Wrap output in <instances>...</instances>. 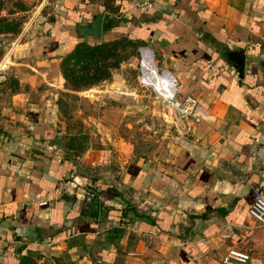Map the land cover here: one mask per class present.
I'll list each match as a JSON object with an SVG mask.
<instances>
[{
  "label": "crops",
  "instance_id": "1",
  "mask_svg": "<svg viewBox=\"0 0 264 264\" xmlns=\"http://www.w3.org/2000/svg\"><path fill=\"white\" fill-rule=\"evenodd\" d=\"M133 1L45 0L35 47L49 83L64 80L57 63L75 38L91 37L79 23L102 11L101 37L147 44L204 118L131 162L101 146L71 154L38 114L4 128L0 264H226L228 248L264 264V227L246 210L264 198V0Z\"/></svg>",
  "mask_w": 264,
  "mask_h": 264
},
{
  "label": "rangeland",
  "instance_id": "2",
  "mask_svg": "<svg viewBox=\"0 0 264 264\" xmlns=\"http://www.w3.org/2000/svg\"><path fill=\"white\" fill-rule=\"evenodd\" d=\"M49 6L45 0H0V135L4 128L23 126L38 114L49 118L59 145L71 148V154L89 145L130 162L162 154L166 143L175 142L191 120L168 117L153 91L138 84L141 40L119 33L91 36L93 44L115 40L94 55L100 58L95 64L102 77L92 83L64 78L54 85L49 83L52 66L35 47L37 38L47 34L40 15ZM47 17L53 20L51 14ZM61 61L57 64L62 73ZM95 64L87 63L89 72ZM31 260L27 264H53L48 257L40 263Z\"/></svg>",
  "mask_w": 264,
  "mask_h": 264
},
{
  "label": "built area",
  "instance_id": "3",
  "mask_svg": "<svg viewBox=\"0 0 264 264\" xmlns=\"http://www.w3.org/2000/svg\"><path fill=\"white\" fill-rule=\"evenodd\" d=\"M133 4L151 6V3L146 0H134ZM137 52V82L142 88L153 91L154 97L159 98L164 113L179 121L198 122L203 119L206 113L201 104L190 94L177 95L176 77L168 69L158 65L153 50L147 44H139ZM246 210L259 226L264 227L263 197L254 196L247 204ZM248 258L247 252L228 248L222 256V261L226 264H246Z\"/></svg>",
  "mask_w": 264,
  "mask_h": 264
},
{
  "label": "trees",
  "instance_id": "4",
  "mask_svg": "<svg viewBox=\"0 0 264 264\" xmlns=\"http://www.w3.org/2000/svg\"><path fill=\"white\" fill-rule=\"evenodd\" d=\"M111 41L115 40H104L93 44L91 43V37H76L73 49L62 57V74L65 80L71 79L73 82L86 80L92 83L94 80L102 77L103 72L100 71L95 64L97 61H100V58L94 57V55H96L97 52H102L104 48L108 49L107 46ZM83 63L85 64L83 65ZM87 63L95 64L94 70L92 71L93 73L89 72ZM76 64H81V66L75 68L74 65Z\"/></svg>",
  "mask_w": 264,
  "mask_h": 264
},
{
  "label": "water",
  "instance_id": "5",
  "mask_svg": "<svg viewBox=\"0 0 264 264\" xmlns=\"http://www.w3.org/2000/svg\"><path fill=\"white\" fill-rule=\"evenodd\" d=\"M101 21H102V11H99L96 14H94L90 20L79 23L78 25L79 36H93L95 38H100ZM227 56L236 65L241 64V52L238 53L228 52Z\"/></svg>",
  "mask_w": 264,
  "mask_h": 264
}]
</instances>
